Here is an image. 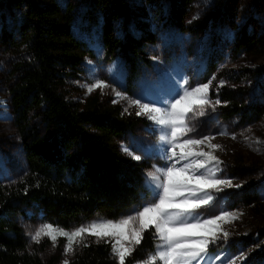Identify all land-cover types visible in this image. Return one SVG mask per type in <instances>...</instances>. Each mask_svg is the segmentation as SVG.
<instances>
[{"label": "rangeland", "instance_id": "rangeland-1", "mask_svg": "<svg viewBox=\"0 0 264 264\" xmlns=\"http://www.w3.org/2000/svg\"><path fill=\"white\" fill-rule=\"evenodd\" d=\"M17 1L0 0V25L14 23L20 18L22 5H16ZM84 1L75 0L71 31L86 41L94 57L84 58L78 77L67 80L66 100L83 106L87 99L96 96L100 104L118 106L121 115L136 118V124L116 141V145L129 160L146 162L149 166L143 171L146 191L139 203L130 206L116 219L94 216L68 230L93 221L115 222L135 215L143 206L156 202V187L147 175L154 170L153 166L164 168L175 163L182 167L192 160L191 157L179 163L175 159L165 160L164 152L171 156L172 149L160 137L167 136V130L147 116L136 115L139 108L130 100L139 99L142 103L164 107L163 101L175 96L182 86L194 88L212 80L209 99L213 102L220 101L218 91L226 88L234 91L237 99L246 105L264 103V0H191L185 5L182 0H129L135 18L143 21L145 29L154 34L155 40L148 44L150 66L141 70L128 85L123 82L124 69L120 57L116 56L109 62L101 59L99 24L79 20L78 12ZM197 14L198 19H193ZM128 28L137 36L133 20L129 21ZM242 31L259 41L254 42L251 52L235 49L234 42ZM12 65V58L0 48V184L5 185L22 176L26 169L9 103L8 82ZM211 66L213 72L209 73ZM96 81H103L107 86L89 92L88 86ZM116 92L125 98L116 96ZM220 102L214 110L211 106L206 107V115L194 117L192 126L195 131L184 137H215L210 143L221 145L222 149H210L206 142L193 146V151H211L221 161L217 176L230 179L233 185H240L220 192L212 191L214 200L200 210L202 219L221 212L235 213L239 217L230 224L219 222L230 235L227 240L221 239L209 245L210 257H219L210 259L209 264H228L229 260H234L235 264H264V143H257V140L264 142V116L247 123H241L238 114L223 119L224 103ZM221 132L227 134L220 135ZM125 146L141 159L137 161L126 155ZM176 150L179 151L178 148ZM251 194L256 196V202L249 204L246 199ZM27 212L31 216L17 217L26 238L27 251L36 255L41 264H63L65 259L70 262L71 253H64L65 238L58 237L55 248L47 237H42L39 243L30 239V234L51 223L34 209ZM84 237L94 236L85 234ZM154 237L155 247L150 254L157 251L160 243L159 237ZM61 240L64 244H59ZM103 240L110 247L114 242L110 238ZM241 252L245 255L238 259ZM57 255L59 258L53 263L52 259Z\"/></svg>", "mask_w": 264, "mask_h": 264}, {"label": "trees", "instance_id": "trees-1", "mask_svg": "<svg viewBox=\"0 0 264 264\" xmlns=\"http://www.w3.org/2000/svg\"><path fill=\"white\" fill-rule=\"evenodd\" d=\"M128 1L85 0L78 12L80 21L99 24L101 59L120 57L127 85L150 66L148 44L155 40ZM15 3L22 5V12L16 22L0 25V48L13 60L8 95L26 169L12 183L0 184V264H41L27 251L17 217L31 216L27 211L34 209L53 226L67 230L94 216L116 219L140 202L146 191L143 171L149 164L129 160L116 145L136 118L121 115L118 106L100 104L96 96L83 106L66 100L67 80L78 77L84 58L94 57L86 41L71 31L75 0ZM130 20L137 36L128 28ZM254 42L259 43L242 31L235 49L251 52ZM217 95L224 103L223 119L238 114L240 122L247 123L264 116V103L246 105L226 88ZM246 202L255 203L256 196L248 195ZM153 233L152 227L145 230L125 264H144L155 247ZM69 264L117 260L108 242L84 237L74 245Z\"/></svg>", "mask_w": 264, "mask_h": 264}, {"label": "snow or ice", "instance_id": "snow-or-ice-1", "mask_svg": "<svg viewBox=\"0 0 264 264\" xmlns=\"http://www.w3.org/2000/svg\"><path fill=\"white\" fill-rule=\"evenodd\" d=\"M193 19H198V14ZM211 85L212 80L194 88L182 86L175 96L163 101L164 107L142 103L139 99L130 100L131 104L139 108L136 115L147 116L167 130L168 135L160 137L172 149L171 156L167 151L164 152L165 160L175 159L179 163L192 158L190 163L182 167H177L175 163L164 168L153 166L154 170L147 173L156 187V202L143 206L135 215L115 222L93 221L72 230L45 224L34 234H30V239L39 243L42 237H47L55 248L58 237H63L66 241L64 253L67 255L73 253L74 245L80 244L85 234L94 236L97 242L110 238L114 241L111 243V251L117 264H125L135 246L141 243L145 230L153 227V235L159 237L160 243L157 251L150 254L144 264H209L210 259H219L210 257L209 245L221 239L227 240L230 235L219 222L230 224L239 217L235 213L221 212L214 217L202 219L200 210L214 200L212 191L220 192L224 188H238L240 185H233L230 179L217 176L221 161L211 151H193V146L198 147L206 142L210 149H222L221 145L210 143L215 137L184 138L195 131L192 126L194 117L206 115V107L211 106L214 110L221 103L219 100L213 102L209 99ZM106 86L103 81H96L87 90L91 92L95 88L102 89ZM115 94L125 98L120 92ZM257 143L264 142L257 140ZM123 150L131 158L137 161L141 159V156L135 155L128 147L125 146ZM201 169L204 171H199ZM244 255L241 252L238 259H242ZM63 264H69V261L65 259ZM228 264H235V261L229 260Z\"/></svg>", "mask_w": 264, "mask_h": 264}]
</instances>
